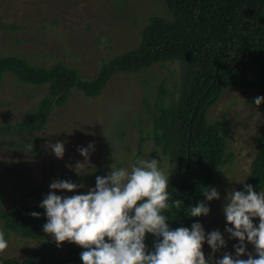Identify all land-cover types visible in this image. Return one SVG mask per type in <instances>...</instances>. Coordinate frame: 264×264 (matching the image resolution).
I'll return each mask as SVG.
<instances>
[{"label":"rangeland","instance_id":"374dc122","mask_svg":"<svg viewBox=\"0 0 264 264\" xmlns=\"http://www.w3.org/2000/svg\"><path fill=\"white\" fill-rule=\"evenodd\" d=\"M153 16L171 15L159 0H0V56L19 55L48 67L64 62L84 78H93L106 60L139 44L141 31ZM182 73L180 61L119 73L98 97L74 91L65 105L55 107L34 129L21 124L47 95V87L23 83L11 75L0 80V232L8 243L0 252V264L5 258L24 260L41 249L64 253L68 241L58 247L54 238L23 239L6 228L2 212L14 201L35 204L49 193L53 180H63L65 171L76 173L68 165L84 162L80 147L94 145L89 166L77 175L76 183L84 186L80 192L94 188L96 177L109 173L112 164L130 170L134 161L149 158L160 161L161 171L171 172L168 158L153 141L140 143L148 135L158 88L164 84L176 91ZM257 96L264 92L230 86L208 112L209 122L221 123L229 137L225 162L210 183L220 199L206 201L210 212L200 221L206 234L219 230L226 246L213 254L205 242L206 264H215L225 253L234 257V245L239 244L225 231L232 226L227 225L223 206L228 192L244 191L249 182L264 131V103L257 107ZM57 142L64 143L63 159L47 147ZM253 224L258 226L259 219L254 218ZM246 249L255 256L252 244L246 242Z\"/></svg>","mask_w":264,"mask_h":264},{"label":"trees","instance_id":"16d2710c","mask_svg":"<svg viewBox=\"0 0 264 264\" xmlns=\"http://www.w3.org/2000/svg\"><path fill=\"white\" fill-rule=\"evenodd\" d=\"M159 1L166 5L170 18L151 17L141 31L139 44L106 60L93 78H84L77 68L64 62L48 67L19 55H5L0 56V80L11 75L23 83L47 87V95L21 124L34 129L55 107L65 105L74 91L98 97L119 73H137L180 61L183 73L177 90L160 85L148 135L141 137L140 145L153 141L171 164L170 203H182L163 211L169 228L191 229L202 216L190 217L187 208L206 203L202 190L210 186L226 159L229 134L221 123L209 122V110L230 86L264 92V0ZM62 179L76 183L78 176L65 171ZM248 185L257 192L264 188V131L258 139ZM45 196L33 205L14 201L2 212L6 228L23 239L53 238L43 232L47 217L39 205ZM32 212L39 213V218L32 217ZM156 241L157 237L146 234L148 252L154 250ZM85 250L69 242L63 254L41 249L24 260L5 258L2 264H83L80 257Z\"/></svg>","mask_w":264,"mask_h":264},{"label":"clouds","instance_id":"9594fccd","mask_svg":"<svg viewBox=\"0 0 264 264\" xmlns=\"http://www.w3.org/2000/svg\"><path fill=\"white\" fill-rule=\"evenodd\" d=\"M264 96L254 98L259 107ZM56 158L63 159L64 143L47 145ZM94 145L80 147L84 162H76L77 175L89 166ZM105 176H97L95 187L80 192L84 186L70 180H53L49 193L39 205L45 210L47 222L43 232L51 235L57 246L68 241L86 249L81 253L83 264H206L202 246L206 242L216 253L226 246L219 230L205 233L202 224L171 230L168 217L163 214L172 204L169 194L170 173L160 169L156 159H138L129 168L110 166ZM77 193L75 195H57ZM206 201L219 200L215 187L202 190ZM208 205L201 201L187 208L190 217L207 216ZM227 225L225 231L230 239L239 241L234 245L235 256L225 253L215 264H264V190L257 192L251 185L244 191L228 192L223 206ZM30 215L39 218V213ZM258 218L255 226L253 219ZM146 234L157 237L154 250L145 246ZM107 238L108 242H105ZM246 242L255 248V256L247 252ZM8 247L4 234L0 232V252ZM247 255V259L241 257Z\"/></svg>","mask_w":264,"mask_h":264}]
</instances>
